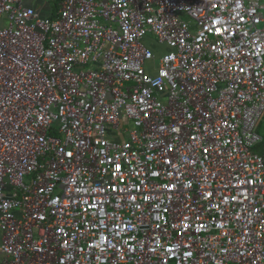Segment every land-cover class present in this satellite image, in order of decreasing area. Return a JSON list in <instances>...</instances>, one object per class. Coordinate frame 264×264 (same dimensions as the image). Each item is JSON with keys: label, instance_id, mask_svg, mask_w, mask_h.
<instances>
[{"label": "built area", "instance_id": "1", "mask_svg": "<svg viewBox=\"0 0 264 264\" xmlns=\"http://www.w3.org/2000/svg\"><path fill=\"white\" fill-rule=\"evenodd\" d=\"M43 1L0 0V264H264V0Z\"/></svg>", "mask_w": 264, "mask_h": 264}, {"label": "crops", "instance_id": "2", "mask_svg": "<svg viewBox=\"0 0 264 264\" xmlns=\"http://www.w3.org/2000/svg\"><path fill=\"white\" fill-rule=\"evenodd\" d=\"M52 1L54 0H50L49 3H46L45 1H43V3H39L37 5L42 9L44 16H52L54 14L55 15L58 14L60 7H61L62 0L58 3L59 5H56V7L52 6ZM155 49L157 50V47H155ZM1 238H2V233L0 231V244H1ZM0 260H1V254H0Z\"/></svg>", "mask_w": 264, "mask_h": 264}, {"label": "rangeland", "instance_id": "3", "mask_svg": "<svg viewBox=\"0 0 264 264\" xmlns=\"http://www.w3.org/2000/svg\"><path fill=\"white\" fill-rule=\"evenodd\" d=\"M52 2H53L52 3V6H55L56 7V5H59L56 1H52ZM128 128H130V124H129ZM256 131L264 139V116L259 121L258 126L256 128Z\"/></svg>", "mask_w": 264, "mask_h": 264}, {"label": "trees", "instance_id": "4", "mask_svg": "<svg viewBox=\"0 0 264 264\" xmlns=\"http://www.w3.org/2000/svg\"><path fill=\"white\" fill-rule=\"evenodd\" d=\"M54 1H56L57 3H59L61 0H54ZM53 3V2H52ZM56 15L54 14V15H52V17H55Z\"/></svg>", "mask_w": 264, "mask_h": 264}]
</instances>
